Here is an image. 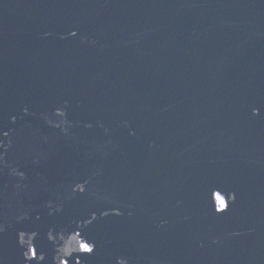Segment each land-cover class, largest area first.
Segmentation results:
<instances>
[{"label": "water", "instance_id": "water-1", "mask_svg": "<svg viewBox=\"0 0 264 264\" xmlns=\"http://www.w3.org/2000/svg\"><path fill=\"white\" fill-rule=\"evenodd\" d=\"M63 261L264 264V0H0V264Z\"/></svg>", "mask_w": 264, "mask_h": 264}, {"label": "snow or ice", "instance_id": "snow-or-ice-1", "mask_svg": "<svg viewBox=\"0 0 264 264\" xmlns=\"http://www.w3.org/2000/svg\"><path fill=\"white\" fill-rule=\"evenodd\" d=\"M220 203H221V210H224L226 208L225 202L221 199ZM81 249L87 254H93L94 251L96 250L94 245H90L88 243H82ZM36 256H37L36 249L35 248L31 249V259L35 260Z\"/></svg>", "mask_w": 264, "mask_h": 264}, {"label": "flooded vegetation", "instance_id": "flooded-vegetation-1", "mask_svg": "<svg viewBox=\"0 0 264 264\" xmlns=\"http://www.w3.org/2000/svg\"><path fill=\"white\" fill-rule=\"evenodd\" d=\"M224 194V193H223ZM224 196H226V193H225V195ZM217 205H218V208L219 209H221V203H220V199H219V197H217ZM230 200H231V202H233L234 200H235V197L232 195L231 197H230ZM225 204H226V202H225ZM228 206H226V208H227Z\"/></svg>", "mask_w": 264, "mask_h": 264}, {"label": "rangeland", "instance_id": "rangeland-1", "mask_svg": "<svg viewBox=\"0 0 264 264\" xmlns=\"http://www.w3.org/2000/svg\"><path fill=\"white\" fill-rule=\"evenodd\" d=\"M217 196L219 197L220 201L222 199L224 202H226V198L224 196H222L221 194H218Z\"/></svg>", "mask_w": 264, "mask_h": 264}, {"label": "clouds", "instance_id": "clouds-1", "mask_svg": "<svg viewBox=\"0 0 264 264\" xmlns=\"http://www.w3.org/2000/svg\"><path fill=\"white\" fill-rule=\"evenodd\" d=\"M62 264H67V261H63Z\"/></svg>", "mask_w": 264, "mask_h": 264}, {"label": "built area", "instance_id": "built-area-1", "mask_svg": "<svg viewBox=\"0 0 264 264\" xmlns=\"http://www.w3.org/2000/svg\"><path fill=\"white\" fill-rule=\"evenodd\" d=\"M82 243H86V242L82 240V241H81V244H82Z\"/></svg>", "mask_w": 264, "mask_h": 264}]
</instances>
